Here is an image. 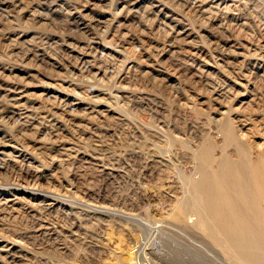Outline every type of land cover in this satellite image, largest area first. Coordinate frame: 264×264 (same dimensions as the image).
<instances>
[{
    "label": "rangeland",
    "instance_id": "1",
    "mask_svg": "<svg viewBox=\"0 0 264 264\" xmlns=\"http://www.w3.org/2000/svg\"><path fill=\"white\" fill-rule=\"evenodd\" d=\"M263 142L264 0H0V264L223 260L173 213Z\"/></svg>",
    "mask_w": 264,
    "mask_h": 264
},
{
    "label": "bare ground",
    "instance_id": "2",
    "mask_svg": "<svg viewBox=\"0 0 264 264\" xmlns=\"http://www.w3.org/2000/svg\"><path fill=\"white\" fill-rule=\"evenodd\" d=\"M223 125L225 143L237 140L234 129L228 127L230 122ZM213 148L205 147L197 153L201 176L191 186L192 195L189 193L188 199H182L173 214L183 221L193 218L185 223L203 229L225 256L223 260H206L204 264H227L228 260L235 264H264V151L250 158L249 163H241L232 160L227 153L216 160ZM239 149L240 154L247 153L243 146ZM213 163L215 165L211 166ZM172 250L179 263L202 264L199 259H192L196 254L189 253L186 246L183 251L179 247ZM150 257L162 258L164 263L176 262L171 254L162 251Z\"/></svg>",
    "mask_w": 264,
    "mask_h": 264
}]
</instances>
